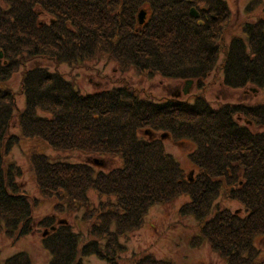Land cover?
<instances>
[{
  "label": "trees",
  "instance_id": "16d2710c",
  "mask_svg": "<svg viewBox=\"0 0 264 264\" xmlns=\"http://www.w3.org/2000/svg\"><path fill=\"white\" fill-rule=\"evenodd\" d=\"M198 3L207 10L200 19L190 15L194 0H0V234L14 240L43 229L50 264H83L90 256L119 264L126 251L121 239L143 228L153 206L190 194L191 203L181 206L179 215L198 220L195 240H206L227 264H264L255 244L264 237V133L249 130L254 124L264 127V105L214 108L204 96L193 102L148 100L127 85L84 94L59 70L63 64L89 68L104 55L119 68L197 80L200 88L221 69L223 84L231 89H264V20L247 24V38L226 42L228 6L221 0ZM144 4L153 15L139 26L136 11ZM38 60L56 69L27 68ZM19 68H24L25 97L20 110L8 84ZM16 123L19 135L11 132ZM158 133L195 145L192 161L199 170L194 179H186ZM22 138L87 158L70 163L30 154L40 195L56 202L55 211L83 209L85 222L95 219L83 246L67 219L51 215L34 221L38 199L33 202L21 191L22 169L8 158ZM110 159L122 166L106 170ZM223 180L234 185L232 200L243 206L245 216L215 207ZM91 190L105 201L92 207ZM0 264L32 261L26 252L2 260L0 249ZM133 264L172 263L143 255Z\"/></svg>",
  "mask_w": 264,
  "mask_h": 264
},
{
  "label": "rangeland",
  "instance_id": "374dc122",
  "mask_svg": "<svg viewBox=\"0 0 264 264\" xmlns=\"http://www.w3.org/2000/svg\"><path fill=\"white\" fill-rule=\"evenodd\" d=\"M199 0H194V8L200 19L207 11L205 6L198 3ZM228 6L231 18L229 20L230 29L225 35V41L230 42L235 36L247 38L244 29L247 24H256L264 20V0H221ZM143 6V5H142ZM138 6L136 11L137 20L139 15L145 12V22L153 15L150 4ZM191 15V12H190ZM194 18V17H193ZM41 19L48 21L50 18L41 14ZM199 24H203L200 20ZM139 26H142L139 23ZM224 50L220 56L223 57ZM3 54V53H2ZM101 59L89 62V68L72 67L63 64L59 67L61 73L64 74L68 81H72L81 93L90 94L109 90L116 87L134 88L142 99H156L165 101L168 99H182L193 102L195 97L204 96L209 103L218 108L226 103H245L249 105H264V89H258L256 86L249 85L245 88L231 89L223 84V72L221 69H216L211 75L203 80L204 88H200L197 80H193L192 85L188 84L189 80H174L167 79L160 75L149 76L146 73L139 72L135 68L122 69L117 63L102 55ZM3 59V58H2ZM35 66H44L50 70H55L56 67L49 61L38 60L31 62L27 68L31 69ZM24 68H19L12 77L8 80L9 86L15 92L17 103L20 108H24L25 97L21 92V76ZM149 73V72H148ZM184 91L188 93L185 94ZM155 101V100H152ZM263 122V121H260ZM239 123V121H238ZM242 127H245V122L240 121ZM249 130L254 132H263L264 127L255 126ZM261 125V124H260ZM255 126V127H254ZM12 133L19 135L20 130L17 123L14 125ZM166 134L158 133V138L164 145L167 153L175 158L181 168L185 172L186 179L188 177H196L198 167L193 163L194 157L192 153L195 151V145L189 141L176 142L171 137H164ZM39 153L45 154L51 159L67 160L70 163H78L86 161L87 158L78 152L59 153L46 146L44 143L36 140L22 138L20 144L11 148L9 152V160L14 161L22 169V174L17 180L21 186V191L30 196V199H38L37 206L33 212L34 221L37 223L40 220L54 215L57 219H67L69 226L79 234L80 247L89 241L88 229L94 223L93 220L85 222L83 220V209L72 214H58L55 211L56 202L47 200L40 195L39 188L35 179L34 171L31 166L30 154ZM108 162V163H107ZM106 163V170H112L122 166V163L116 159H110ZM101 167V165H98ZM106 172V171H105ZM223 185L220 189V195L216 198V204L222 208H228L232 212H236L241 216H245L243 206L234 199L232 190L234 185L223 180ZM203 190V189H202ZM92 207L100 204L101 199L95 191H90L88 194ZM172 203L165 205L153 206L146 215L145 223L142 229L131 233L128 238H122L121 242L126 246V251L122 255V261L119 264H133L134 257L143 255H152L156 259L170 261L172 264H227L223 258L214 252L206 240H195L194 237L200 234V224L193 216L181 217V206L191 203L192 196L190 194H181L175 198ZM43 229H37L32 234L25 237L13 239L6 237L4 232L0 234V249L1 258L6 260L20 252H26L32 264H50L51 255L47 251L42 242ZM16 239V240H15ZM255 244L260 251L261 257L264 258V237H259ZM83 264H108L106 261L99 259L97 256L85 257Z\"/></svg>",
  "mask_w": 264,
  "mask_h": 264
},
{
  "label": "water",
  "instance_id": "95a60500",
  "mask_svg": "<svg viewBox=\"0 0 264 264\" xmlns=\"http://www.w3.org/2000/svg\"><path fill=\"white\" fill-rule=\"evenodd\" d=\"M190 12H191V16L192 17H194V18H198L199 17L198 12L194 8H192ZM145 16H146V13L144 11L141 12V14L139 15V23L141 25H143L145 23V20H144L145 19ZM2 58H3V54L0 52V59H2ZM192 83H193V80H189L188 81V84L190 86L192 85ZM184 93L187 94L188 92L187 91H184ZM164 137H168V136L167 135L162 136V138H164Z\"/></svg>",
  "mask_w": 264,
  "mask_h": 264
}]
</instances>
